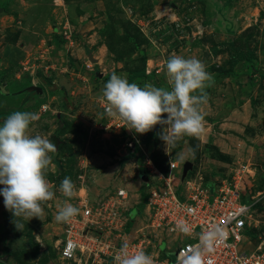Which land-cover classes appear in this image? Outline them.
<instances>
[{"label":"rangeland","instance_id":"obj_1","mask_svg":"<svg viewBox=\"0 0 264 264\" xmlns=\"http://www.w3.org/2000/svg\"><path fill=\"white\" fill-rule=\"evenodd\" d=\"M240 52L251 58L240 60ZM174 55L199 59L212 76L200 106L203 131L166 153L160 124L143 134L129 129L139 140L130 152L131 133L102 127L104 83L112 72L129 80L144 69L146 77L130 82L169 88L165 64ZM0 87V122L13 111L33 112L29 134L57 146L43 220L33 217L17 230L0 196V264H71L59 254L66 227L54 219L59 207L100 203L125 187L127 210L144 192L148 161L166 174L170 161L177 171L190 161L185 177L174 174L179 191L196 178L264 193V0H0ZM65 177L72 198L59 190Z\"/></svg>","mask_w":264,"mask_h":264},{"label":"built area","instance_id":"obj_2","mask_svg":"<svg viewBox=\"0 0 264 264\" xmlns=\"http://www.w3.org/2000/svg\"><path fill=\"white\" fill-rule=\"evenodd\" d=\"M99 100L105 115L103 95ZM102 124L105 129L131 133L119 117L105 115ZM138 143L131 133L125 144L135 153ZM148 162L144 166L146 202L141 211L138 210L144 225L133 223L141 216L137 209L142 194L135 204L123 210L121 200L127 199L129 191L118 187L100 203L84 202L79 214L66 223L59 245L62 259L71 264H113V256L127 241L131 251H145L155 264H175L178 252L200 245L203 230L219 226L223 236L217 238L212 252L205 254V264L209 260L211 264H264V219L259 216L258 207L264 193L243 194L236 183L196 178L186 179L185 190L179 191L180 180L175 182L174 174L178 173L181 178L183 165L177 171L176 161H170L166 174L152 161ZM132 211H136L135 217ZM178 220L189 225L190 236L176 229ZM163 235L168 238L167 243L175 245L174 249L169 244L163 246Z\"/></svg>","mask_w":264,"mask_h":264},{"label":"clouds","instance_id":"obj_3","mask_svg":"<svg viewBox=\"0 0 264 264\" xmlns=\"http://www.w3.org/2000/svg\"><path fill=\"white\" fill-rule=\"evenodd\" d=\"M165 77L169 88L144 84L143 87L122 74L112 72L104 83L102 95L106 102L105 115L119 117L126 128L143 134L157 124L163 126L158 133L164 142V150L170 153L184 136L199 137L203 131V114L200 106L206 101V87L212 83L211 74L196 58L181 55L170 56L165 64ZM0 87V95H5ZM166 114V115H165ZM37 119L30 111H13L0 122V196L3 205L12 214L17 230H23L24 221L33 217L44 218L42 204L54 195L46 179L56 145L41 135H30L29 128ZM176 156L184 160L182 152ZM59 190L66 198L75 194L74 184L65 177ZM80 209L72 203L59 207L54 219L70 222ZM176 229L191 235V228L178 220ZM223 232L212 226L200 234V245L176 254L175 264H205V254L211 253L213 245ZM113 264H155L153 257L143 250L131 251L124 241L113 256ZM211 264V261H208Z\"/></svg>","mask_w":264,"mask_h":264},{"label":"trees","instance_id":"obj_4","mask_svg":"<svg viewBox=\"0 0 264 264\" xmlns=\"http://www.w3.org/2000/svg\"><path fill=\"white\" fill-rule=\"evenodd\" d=\"M230 31H232V28H230ZM238 58H240V60H249L251 58V54L240 52ZM144 77H146V72L144 69L143 70H135L133 73H131L129 75V82L135 80L136 78H144ZM146 141H148V139ZM245 199L248 200V198H246V197H245ZM145 202H146V194L143 192V194L141 195V202H140V206H139L140 208L139 207L138 208L142 209ZM258 207L260 210H264V205H262L261 203L258 204ZM133 212L136 213V211H133Z\"/></svg>","mask_w":264,"mask_h":264},{"label":"water","instance_id":"obj_5","mask_svg":"<svg viewBox=\"0 0 264 264\" xmlns=\"http://www.w3.org/2000/svg\"><path fill=\"white\" fill-rule=\"evenodd\" d=\"M90 58H92V56L90 55ZM57 147V146H56ZM193 167L192 163L190 161H186L183 164V168H182V176L185 177L188 173V171ZM141 172H143L142 176L144 177V179L146 178V175L144 173V167L141 168Z\"/></svg>","mask_w":264,"mask_h":264},{"label":"crops","instance_id":"obj_6","mask_svg":"<svg viewBox=\"0 0 264 264\" xmlns=\"http://www.w3.org/2000/svg\"><path fill=\"white\" fill-rule=\"evenodd\" d=\"M233 25V24H232Z\"/></svg>","mask_w":264,"mask_h":264}]
</instances>
